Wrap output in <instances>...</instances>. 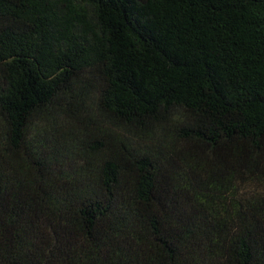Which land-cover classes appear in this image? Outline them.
<instances>
[{
	"label": "trees",
	"instance_id": "trees-1",
	"mask_svg": "<svg viewBox=\"0 0 264 264\" xmlns=\"http://www.w3.org/2000/svg\"><path fill=\"white\" fill-rule=\"evenodd\" d=\"M0 264H264V0H0Z\"/></svg>",
	"mask_w": 264,
	"mask_h": 264
}]
</instances>
